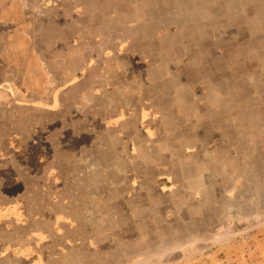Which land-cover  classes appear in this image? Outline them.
<instances>
[{
	"label": "rangeland",
	"instance_id": "rangeland-1",
	"mask_svg": "<svg viewBox=\"0 0 264 264\" xmlns=\"http://www.w3.org/2000/svg\"><path fill=\"white\" fill-rule=\"evenodd\" d=\"M0 20V96L32 66L118 63L147 134L99 170L97 216L0 232V264H264V0H0Z\"/></svg>",
	"mask_w": 264,
	"mask_h": 264
},
{
	"label": "crops",
	"instance_id": "crops-1",
	"mask_svg": "<svg viewBox=\"0 0 264 264\" xmlns=\"http://www.w3.org/2000/svg\"><path fill=\"white\" fill-rule=\"evenodd\" d=\"M52 68L43 64L27 71L28 81L16 84L23 98L14 92L0 96V232L5 238L23 231L34 242L44 234L78 231L81 217L98 215L88 202L99 200V170L106 178L114 176L116 158L130 162L147 136L141 113L128 107L131 90L122 81L127 78L122 65L112 71L106 65L101 72L92 65L69 81L59 69L55 81H46L44 73H55ZM3 104L10 107L5 112ZM6 242L0 247H17Z\"/></svg>",
	"mask_w": 264,
	"mask_h": 264
}]
</instances>
